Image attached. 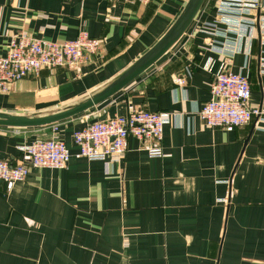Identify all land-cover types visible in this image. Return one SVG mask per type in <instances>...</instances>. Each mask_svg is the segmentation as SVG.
Wrapping results in <instances>:
<instances>
[{"label":"crops","instance_id":"crops-1","mask_svg":"<svg viewBox=\"0 0 264 264\" xmlns=\"http://www.w3.org/2000/svg\"><path fill=\"white\" fill-rule=\"evenodd\" d=\"M216 1L204 0L181 37L123 89L58 122L70 153L64 168L30 166L9 192L0 184V264H264V121L227 131L198 113L220 71L247 75L248 104H261L263 35L258 11L245 15L255 20L248 55L245 36L210 34L227 28L216 23ZM186 2L0 0V54L21 32L62 41L84 30L100 44L78 76L58 67L11 83L0 111L45 112L88 95L153 46ZM140 109L167 112L153 142L165 156L150 157L134 137L105 160L78 154L74 130ZM50 134V125L0 126V159L25 161L19 146Z\"/></svg>","mask_w":264,"mask_h":264},{"label":"built area","instance_id":"built-area-1","mask_svg":"<svg viewBox=\"0 0 264 264\" xmlns=\"http://www.w3.org/2000/svg\"><path fill=\"white\" fill-rule=\"evenodd\" d=\"M111 3L137 1L147 4L151 0H108ZM216 23L226 25L210 34H234L245 36V53L251 49L255 20L245 15L258 11L256 26L264 41V14H260V0H217ZM209 26H215L210 22ZM213 29V28H212ZM207 32L208 30H203ZM99 40L86 31L79 30L70 40H47L21 32L13 36L3 54H0V92H7L9 85L28 74H37L42 69L65 67L75 71L92 60L99 50ZM234 45V43H233ZM264 72V60L261 62ZM182 84V78H176ZM251 88L247 75L232 71H220L214 75L209 87V99L201 106L199 116L208 127H219L227 131L256 119L264 121V93L261 104L250 107ZM167 112L148 110H129L123 115L116 114L104 120L84 124L72 133L78 154L88 160H105L109 156L121 154L126 150L127 139L139 140L150 157H163L158 143L162 139L163 128L167 123ZM58 122L50 125L48 138L36 139L19 146L25 161L13 162L0 159V184L9 192L16 182L25 179L29 167L61 169L67 165L69 150L61 139L56 137Z\"/></svg>","mask_w":264,"mask_h":264},{"label":"water","instance_id":"water-1","mask_svg":"<svg viewBox=\"0 0 264 264\" xmlns=\"http://www.w3.org/2000/svg\"><path fill=\"white\" fill-rule=\"evenodd\" d=\"M203 2L204 0H187L177 18L159 40L133 63L98 89L73 103L45 112L17 114L0 111V126L37 127L51 125L102 103L123 89L164 54L186 31L199 12Z\"/></svg>","mask_w":264,"mask_h":264}]
</instances>
